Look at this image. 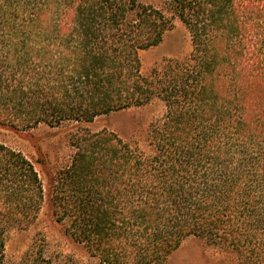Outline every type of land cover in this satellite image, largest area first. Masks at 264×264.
I'll return each mask as SVG.
<instances>
[{"label": "trees", "instance_id": "trees-1", "mask_svg": "<svg viewBox=\"0 0 264 264\" xmlns=\"http://www.w3.org/2000/svg\"><path fill=\"white\" fill-rule=\"evenodd\" d=\"M175 17L190 53L144 75L140 50ZM156 97L166 112L149 153L78 129L48 192L34 161L0 142V264H166L189 236L264 264V0H0V121L84 124ZM45 204L87 262L40 236L6 260L10 231Z\"/></svg>", "mask_w": 264, "mask_h": 264}, {"label": "rangeland", "instance_id": "rangeland-1", "mask_svg": "<svg viewBox=\"0 0 264 264\" xmlns=\"http://www.w3.org/2000/svg\"><path fill=\"white\" fill-rule=\"evenodd\" d=\"M162 7L165 0H139ZM192 49L191 35L186 25L177 17L161 42L140 50L141 71L150 74L154 67H161L169 59H183ZM166 105L160 98L141 106L111 111L98 115L84 124L64 122L57 126L40 123L29 129L16 128L9 122L0 121V142L21 150L30 157L39 171L45 191L48 192L52 174L67 164L73 153L70 136L78 129L114 131L125 141L138 145L145 152L151 151L148 132L153 123L161 120ZM42 159V160H40ZM45 239L48 253L73 257L87 262L89 257L83 244L69 237L61 225L54 221L48 204H45L36 220L25 227L10 231L5 255L8 262H18L29 245L37 237ZM166 264H237L235 258L217 246L206 245L198 237L185 238L168 257Z\"/></svg>", "mask_w": 264, "mask_h": 264}]
</instances>
